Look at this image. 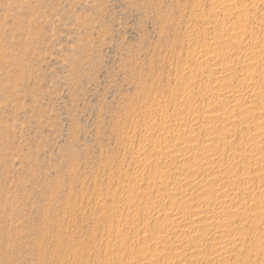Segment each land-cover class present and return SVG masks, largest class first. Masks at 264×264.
Segmentation results:
<instances>
[{
    "label": "rangeland",
    "instance_id": "1",
    "mask_svg": "<svg viewBox=\"0 0 264 264\" xmlns=\"http://www.w3.org/2000/svg\"><path fill=\"white\" fill-rule=\"evenodd\" d=\"M253 54L264 59V0H0V264H192L170 242H184V229L161 238L170 220L153 218L177 205L153 185L174 184L170 173L182 166L184 176L212 174L194 156L213 135L233 139L216 158L235 157L264 191V162L256 171L247 163L264 153L258 97L240 99L251 114L234 121L219 113L232 104L202 119L223 84L215 78L245 88ZM210 56L233 70L208 77L204 67L220 62ZM186 121L194 126L185 134ZM185 143L190 151L179 150ZM181 152L193 156L176 159ZM261 233V248L243 260L263 253ZM154 239L165 241L156 251Z\"/></svg>",
    "mask_w": 264,
    "mask_h": 264
},
{
    "label": "bare ground",
    "instance_id": "2",
    "mask_svg": "<svg viewBox=\"0 0 264 264\" xmlns=\"http://www.w3.org/2000/svg\"><path fill=\"white\" fill-rule=\"evenodd\" d=\"M232 2H234V1H231L230 4L228 3L229 4L228 7L232 5ZM228 7H227V9H230L234 6L232 5L231 7H229V8ZM224 14L225 13H223V15ZM227 15H224L225 18ZM222 31H225V29L223 28ZM226 32H227V30H226ZM241 40H240L241 42L236 43L237 48H241L243 38ZM212 42H215V41H212ZM216 44H218V43L217 42L216 43H210L209 42L207 44V48H209V50L213 51L216 49ZM225 55H227V57L230 58V57H234L236 55V53H234V52L232 53L231 51H227ZM218 57L215 56L212 58H213V60H217ZM227 57H224L225 60ZM243 57H245V55ZM212 58L210 56L211 60H212ZM220 58H221V56H220ZM224 58H223V60H224ZM248 58H249V56H248ZM241 59H242V57H241ZM241 59L239 58L238 63H241V65L245 64L244 63L245 59L244 60H241ZM218 60H217V62H218ZM219 61H220L219 62L220 65H221L219 67H221L220 69L222 71H220L218 68H216V69L211 68V67H217V65H219V63H217L216 66H211V67L205 66L204 67L205 70L207 69V71H208L207 73H209L208 77H211L212 75H216V74L222 75V73H226L232 69V67H233L232 63H231V65H229L228 64L229 61H228V63H226V62L221 63V60H219ZM250 61H252L253 65L251 66L252 68L251 67L248 68V69H251V72H250L251 75L247 78V79H249V81H247V83L245 82V84H246L245 88H241L242 82L239 83L238 80L235 82L232 79H230L228 82H226L224 80L227 77L218 76L215 78L216 84H217V82H220V81L223 84H222L221 88H219V89L217 88L218 86L216 87V90L217 89L218 90H217V93H213L214 101L208 102L206 104L205 109L202 106L200 107L201 109H204V110H202L203 111L202 112L203 117H202V113H201L200 117H202V119H204L205 121L206 120L208 121V122H205L203 120L205 123H210L212 121L211 119L217 118V117L212 118L213 113H215V112L218 113L219 111H221L223 109V107L218 108L217 107L218 104H220L221 106H223V105L225 106V104L226 105L232 104L231 107L228 108L229 110L227 113L226 112L225 113L219 112L220 117L222 116L228 121H234L235 118L237 119L238 116L241 117L240 115L244 114V113L251 114V112L249 110H247L246 108H244L246 110H244V109L241 110L238 107L239 105L237 104L240 99L247 98V97H251V98L252 97H258L256 102L258 104L262 105L263 107L261 108L262 110H259V112L257 114L255 113L252 115H256L259 118H261V117L264 118V98L263 97L261 98V96H262L260 94L261 92L257 93L261 88L264 87V59L259 58L257 55L253 54L251 57V60L249 59V62ZM222 64H223V66H222ZM201 67L202 66H200L199 68L201 69ZM242 67L243 68L245 67V70L248 71V69H246L247 68L246 66H242ZM202 69H203V67H202ZM196 70L197 69L195 68V71ZM195 74H197V72ZM224 76H226V74ZM213 77H215V76H213ZM209 80H210V78H209ZM211 89H213V91H214V88H211ZM210 91H212V90H210ZM210 91H209V93H210ZM211 95H209L208 98H211L210 97ZM189 104H187L188 105L187 107H189ZM203 106H205V105H203ZM197 107H199V106H197ZM194 110H196V107L194 108ZM199 111L200 110H198V112ZM252 113H254V112H252ZM214 115H216V114H214ZM216 116H219V114ZM249 117H253V116L249 115ZM185 120H188V119H185ZM209 120H211V121L209 122ZM190 121L193 122L192 119ZM163 125H165V124H163ZM193 126L194 125H192L190 122L188 123V121H186L184 124V127L182 126L181 128L184 129V130L183 129L182 130L186 134V132L189 133L188 131L193 130L192 129ZM163 127H165V126H163ZM168 127H170V126H168ZM259 132H261V131H259ZM260 135L258 136V138L260 137ZM258 138H256L257 140L255 141V144L253 142H251L254 145H252L250 143V145H252L254 148L259 147L256 149H260L262 146L261 143L263 142V139L261 141V140H258ZM240 140H241V143L243 141V144H245L244 140H242V139H240ZM186 141H188V140H186ZM189 142H191V141H189ZM186 143H185V145H186ZM197 143H199V142H196V145H194V148H195V146H197ZM232 143H233V139L226 138V137L221 138V137L212 135L210 137L208 136V137L203 138L200 142V145L197 146L199 148L197 150L198 151L200 150V151L199 152L197 150H196V152L194 151L195 152L194 158H195V160L197 159V162H198V163L194 162V165L198 164L196 166H198V167L200 166L202 169H203V167L205 168V166H210V168L212 170V174L210 172V174H208V175L206 174V176L204 178L202 177L201 179L199 178V176L198 177L196 176V172H194L196 177L195 176H184L183 173L185 172V170L182 169V167H183L182 166V167L177 168L176 170H174L170 173L176 179V182H174V184L168 183L165 179H163L162 181H159L157 183V185H155V186L153 185V187H157V189L158 188H161V189L165 188L166 192L167 193L169 192L168 196L171 195V196H169L171 203H174L177 205L176 209H174V208L173 209L172 208L171 209L166 208L167 210H164L165 208L163 210L161 209V211L158 212L156 217L153 218V219H155L154 222L163 216L167 217L170 220L169 224L158 229L160 232L161 238L163 237V238L167 239V237L172 235L174 232L175 233L178 232L179 228L184 229V231H183L184 233L182 232L183 234H185L184 235V238H185L184 242H178L177 245L174 244L177 241H170V242H173L172 244L174 245L175 250H177V251L180 250L179 254L190 252L191 253L190 256H193L192 264H194V263L198 264L199 262H201V260H202L201 257L203 256V255H201V252H202V250H204L207 242L208 243L212 242L211 243L212 245L210 244L212 247V250L209 251L210 254H208V257L207 256L205 257V255L203 257V260H208L206 262V264H210L209 262L211 260L214 261V259H215L214 263H216V259H218L220 264H229L230 261L232 262L233 261L232 259H234L235 257H237L238 259H242V261H241L242 264H246L249 261V258H248V261L246 259L243 260L244 257L242 256V252L246 251V250L248 251V249L251 246L254 247V249L256 248L257 250H259L258 248H261V247H258L259 245L257 246V244H260V240H261L259 233L262 234L261 232H264V191H263V188L260 186H256L254 184L253 177L247 175V172H243V169H242L239 161H236L235 157L234 158H229V157L224 158L223 157V158L217 159L215 153L213 152V150L218 149L220 144L231 145ZM194 144H195V142H194ZM168 146L169 147H176L177 145L174 144V145H168ZM240 146L241 145L239 144V147ZM246 146L247 145L245 144V147ZM252 146H250V148ZM188 147H191V145L190 146H188V145L183 146L182 145V148H180L179 150L180 151L181 150L185 151V149L189 150L190 148H188ZM194 148H193V150H194ZM191 150H192V148H191ZM194 152H193V154H194ZM235 152L240 157L242 152L240 153L236 149H235ZM186 156L187 155H185V152H183V154L181 152V154L180 153L176 154V159H178V158H184L185 159ZM190 156H191V154H190ZM190 156H188V157H190ZM188 157H186V158H188ZM173 158H175V156ZM251 159H250L251 161H249L247 163H249V165L252 167V169H254L255 171L258 169H262L261 167H262L263 162H264V153L260 152V150H259V152H257L256 156L255 157L253 156V158H251ZM238 166H239V168H237ZM188 167L191 168L190 166H188ZM186 168H184V169H186ZM210 168H207V170ZM193 169H194V167H193ZM230 169H235V170H234V172H228V170H230ZM187 171H188V168H187ZM245 174H246V176H244ZM237 180H241V182L244 183V185L241 186V184H240V186H239L238 183L235 184L234 182ZM231 184H235L234 187L228 188L227 186H230ZM180 188H185L184 190L182 189L184 192V194L182 193L183 196L182 195H180V196L173 195V193L175 191H177L178 189L180 190ZM182 190H180V191H182ZM256 190H259V191L255 192ZM257 193H259V194H257ZM251 202L252 203L254 202V204L252 205ZM199 203H201V204H199ZM247 203H250V205L249 204L247 205ZM174 204H172V205L174 206ZM156 231H157V229H156ZM198 238H200L203 241V243L198 242V241H201V240H198ZM186 239H187V241H186ZM156 240L154 239V241H155L154 245H153V243H151L153 245V248L155 249V251L157 250L156 248L158 247V245L161 242L163 243L166 241L165 239H163L165 241H163V240L162 241H159V240L156 241ZM165 245H166V243H165ZM173 245H172V247H173ZM207 245H209V244H207ZM174 249H171V250H174ZM207 249L209 250V248H207ZM205 250H206V248H205ZM208 250H206L205 252L208 253ZM157 253H156V255H157ZM159 254H160V252H159ZM175 254H177V256H179L178 253H175ZM158 256H160V255H158ZM180 256H183V255H180ZM254 256H255L254 260L252 259V262L250 261V263L248 262L247 264H259V263L263 264L264 263V251H263V253L259 251V253L258 254L256 253V255L254 254ZM199 258H201V259H199ZM174 259H176V258L174 257ZM190 261H191V259H190ZM213 261H211V262L213 263ZM135 262H137V261H135ZM169 264H182V262L180 260H174V261L172 260V262H170Z\"/></svg>",
    "mask_w": 264,
    "mask_h": 264
}]
</instances>
